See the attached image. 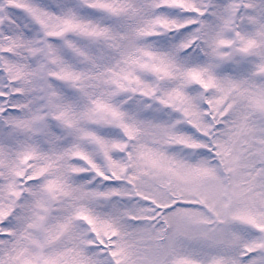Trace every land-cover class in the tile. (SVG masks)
I'll use <instances>...</instances> for the list:
<instances>
[{
    "label": "snow or ice",
    "instance_id": "6c2138e0",
    "mask_svg": "<svg viewBox=\"0 0 264 264\" xmlns=\"http://www.w3.org/2000/svg\"><path fill=\"white\" fill-rule=\"evenodd\" d=\"M0 264H264V0H0Z\"/></svg>",
    "mask_w": 264,
    "mask_h": 264
}]
</instances>
